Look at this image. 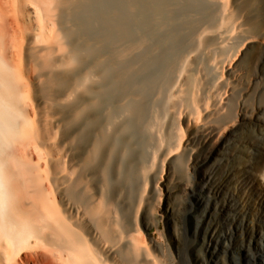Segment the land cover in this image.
I'll return each instance as SVG.
<instances>
[{
	"label": "rangeland",
	"instance_id": "obj_1",
	"mask_svg": "<svg viewBox=\"0 0 264 264\" xmlns=\"http://www.w3.org/2000/svg\"><path fill=\"white\" fill-rule=\"evenodd\" d=\"M6 1L0 26L16 25L9 40L25 42L33 149L63 195L73 186L81 197H64L76 228L112 264L143 260L130 235L160 264H264V0H45L56 25L44 41L33 37L37 0ZM198 105L215 130L204 148ZM183 118L191 171L176 145Z\"/></svg>",
	"mask_w": 264,
	"mask_h": 264
},
{
	"label": "bare ground",
	"instance_id": "obj_2",
	"mask_svg": "<svg viewBox=\"0 0 264 264\" xmlns=\"http://www.w3.org/2000/svg\"><path fill=\"white\" fill-rule=\"evenodd\" d=\"M4 1L7 3L6 0ZM31 1L35 2L36 0ZM37 2V13L40 17L38 23L41 21V24H38L40 31H37V34L33 33L36 35L32 36L34 39L37 37L44 41L47 29L51 31V35L53 34L52 26L56 24L50 25L51 30L47 25L56 18L55 16L53 18L52 2L45 0H37ZM8 3L14 8L11 11H14L16 4L14 5L13 1ZM4 4L1 6L4 7ZM3 7L1 8L3 9ZM17 17L19 16L17 15ZM8 23L6 21L7 25ZM3 27L5 28L3 25L0 26V264H20V261L27 264L24 256L30 258L28 261L31 259L36 261L41 255L46 258L50 256L57 264H112L104 252L93 243L90 234L75 226L80 225L73 220L72 213L75 208L64 200V197H67L72 203H79L81 197L75 193L74 187H69L63 195L58 185L50 181L51 171L48 164L43 168L37 161L35 150L39 151V148L34 144L35 142L33 143V121L25 104L29 97L27 90L29 88L27 87L30 86V83L27 82L29 80L26 81L23 73L22 55L25 42L20 43V40L14 38L9 40L8 32H12L14 28L11 26V31V27L9 29L7 27V32ZM17 31L19 33L20 30ZM17 31L15 29L14 34ZM57 35L56 40L59 36ZM49 38L52 37L49 36ZM59 41L57 40V42ZM47 42L48 40L45 43ZM50 77L52 76L50 75ZM193 113L203 121L198 125L197 145L199 148H204L208 146L215 130L206 122L204 123L209 115L205 113L203 105H198ZM190 130L191 120L183 118L178 121L176 145L181 148V152H190L191 164L189 163V168L191 171L198 156L190 151L193 140L186 138V135L191 132ZM170 152L169 154L164 152L158 158L159 170L165 171L166 166L171 164ZM180 156L181 153L176 158ZM156 181V177L148 181L151 185V193L154 195L158 194ZM45 182L49 184L47 185ZM57 191L63 198L57 199ZM90 211L94 214L99 213L101 209L91 207ZM95 219L98 226L105 230V221L103 222L99 218ZM116 220L119 224L120 220L118 218ZM135 226H137L136 230H141L139 220L135 222ZM129 242L132 252L140 254L141 251L143 254V260L137 264L161 263V260L143 238L130 235Z\"/></svg>",
	"mask_w": 264,
	"mask_h": 264
}]
</instances>
